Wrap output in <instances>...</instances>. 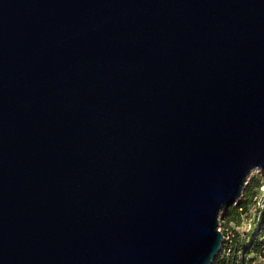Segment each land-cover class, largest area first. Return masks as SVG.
I'll return each mask as SVG.
<instances>
[{
    "label": "water",
    "instance_id": "1",
    "mask_svg": "<svg viewBox=\"0 0 264 264\" xmlns=\"http://www.w3.org/2000/svg\"><path fill=\"white\" fill-rule=\"evenodd\" d=\"M264 172V0H0V264H214Z\"/></svg>",
    "mask_w": 264,
    "mask_h": 264
},
{
    "label": "trees",
    "instance_id": "2",
    "mask_svg": "<svg viewBox=\"0 0 264 264\" xmlns=\"http://www.w3.org/2000/svg\"><path fill=\"white\" fill-rule=\"evenodd\" d=\"M264 187V174L251 177L244 187L241 198L223 213V220L240 221L241 214H249L252 209L257 216V223L242 237L235 231L224 236L222 250L214 264H264V202L257 205L256 197Z\"/></svg>",
    "mask_w": 264,
    "mask_h": 264
},
{
    "label": "rangeland",
    "instance_id": "3",
    "mask_svg": "<svg viewBox=\"0 0 264 264\" xmlns=\"http://www.w3.org/2000/svg\"><path fill=\"white\" fill-rule=\"evenodd\" d=\"M264 174L262 171H254L252 172L251 177H255L257 175ZM258 206L262 205V202H264V187L261 188L259 191L257 197L255 198ZM224 213V212H223ZM223 213L221 214V218L219 221V224L221 223V228L224 230L225 235H229L230 232L235 231L236 233H239L242 237L252 228L254 224L257 223V216L254 212V209L250 211V213L247 214H241L240 221L238 223L236 222H228L226 223L223 218Z\"/></svg>",
    "mask_w": 264,
    "mask_h": 264
},
{
    "label": "built area",
    "instance_id": "4",
    "mask_svg": "<svg viewBox=\"0 0 264 264\" xmlns=\"http://www.w3.org/2000/svg\"><path fill=\"white\" fill-rule=\"evenodd\" d=\"M220 228V227H219Z\"/></svg>",
    "mask_w": 264,
    "mask_h": 264
}]
</instances>
